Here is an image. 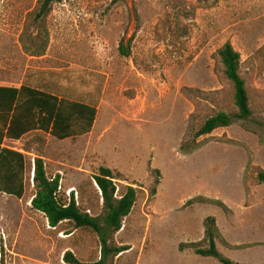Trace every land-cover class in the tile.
<instances>
[{"label": "rangeland", "instance_id": "rangeland-1", "mask_svg": "<svg viewBox=\"0 0 264 264\" xmlns=\"http://www.w3.org/2000/svg\"><path fill=\"white\" fill-rule=\"evenodd\" d=\"M36 1L0 0V85L96 108L84 136L42 134L41 155L47 176L59 178L58 198L94 218L103 212L93 180L101 168L124 179L114 180L120 190L133 184L135 204L113 237L128 250L113 264H219L187 248L203 240L209 217L222 256L264 264V185L248 182L252 166L264 170V0H61L46 19L45 55L31 58L19 36ZM227 42L240 55L251 116L181 150L213 110L233 113L215 56ZM30 137L6 146L22 151ZM24 154V195H0V264H68L67 253L94 264L95 234L51 228L31 208L35 150Z\"/></svg>", "mask_w": 264, "mask_h": 264}, {"label": "trees", "instance_id": "trees-1", "mask_svg": "<svg viewBox=\"0 0 264 264\" xmlns=\"http://www.w3.org/2000/svg\"><path fill=\"white\" fill-rule=\"evenodd\" d=\"M60 2L61 0L36 1L34 9L26 17L25 28L19 36L23 54L31 58L45 55L49 42L46 19L53 5ZM32 28L36 30L35 34L32 33ZM120 52L122 54L126 52L122 45ZM215 56L224 79L232 89L233 113L213 110L211 116L185 135L181 150L194 149L201 137L210 135L217 129L229 127L235 122H246L251 116L249 95L245 80L240 74L239 53L227 42ZM96 113V108L92 105L59 98L25 84H21L18 89L0 87V193L17 199L22 198L27 174L29 170L31 171V164L28 166L24 153H32V150H35L32 175L35 193L30 201L31 208L42 213L51 228L70 223L76 230L95 234L99 239L100 258L94 264H113L115 258L128 250L125 246L115 244L113 237L120 231L123 220L135 204L136 189L133 184L122 186L120 190L114 180L124 179H120V175H114L109 169L101 168L93 180L101 193L103 212L100 217L94 218L80 212L73 199L66 203L58 198L59 178L47 176L41 155L45 145L42 133L49 134L59 141L85 135L91 131ZM5 128L6 137L16 140L31 132L28 135L31 136V144L23 145L24 153L1 147ZM248 182L250 185H264V170L252 166ZM155 192L156 189L151 188L149 194L154 196ZM215 239V220L209 217L205 222L203 240L189 244L187 248L192 249L194 254L211 258L219 264H240L222 256L217 250ZM64 258L68 264H79L70 253L65 254Z\"/></svg>", "mask_w": 264, "mask_h": 264}, {"label": "crops", "instance_id": "crops-1", "mask_svg": "<svg viewBox=\"0 0 264 264\" xmlns=\"http://www.w3.org/2000/svg\"><path fill=\"white\" fill-rule=\"evenodd\" d=\"M21 86V84L19 85V86H1L0 85V87H12V88H16V89H18L19 87ZM33 88V87H32ZM52 94V93H51ZM53 95H55V94H53ZM58 97V96H57ZM59 98H61V97H59ZM67 100V99H66ZM70 101H73V100H70ZM77 102H79V101H77ZM83 103V102H82ZM90 105V104H89ZM97 114V113H96ZM95 120H96V118H95ZM94 123H95V121H94ZM94 123H93V126H94ZM93 126H92V128H93ZM6 130H7V128H5L4 130H3V135H4V137H3V140H2V143H1V147L2 148H7V149H10V150H13V149H11V148H8L7 146H6V144H9V143H14V142H20L23 138H25V137H27L28 135H30L31 134V132L30 133H27L26 135H24V136H22L21 138H19V139H14V138H7L6 137ZM92 130V129H91ZM37 133H42V132H40V131H37ZM43 135H48V136H50L49 134H44V133H42ZM88 134V133H87ZM86 135V134H85ZM82 136H84V135H82ZM51 137V136H50ZM78 137H81V136H78ZM53 138V137H52ZM72 138H76V137H72ZM72 138H67V139H72ZM55 139V138H54ZM67 139H65V140H67ZM57 140V139H56ZM59 141V140H58ZM62 141H64V140H62ZM13 151H17V152H21V153H24L23 151H21V149H19V150H13ZM25 192V191H24ZM0 195H6V194H3V193H0ZM24 195V194H23ZM6 196H9V195H6ZM13 197V196H12Z\"/></svg>", "mask_w": 264, "mask_h": 264}]
</instances>
